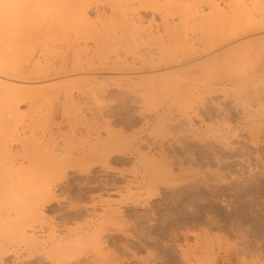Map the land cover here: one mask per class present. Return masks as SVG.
Segmentation results:
<instances>
[{"label": "rangeland", "instance_id": "374dc122", "mask_svg": "<svg viewBox=\"0 0 264 264\" xmlns=\"http://www.w3.org/2000/svg\"><path fill=\"white\" fill-rule=\"evenodd\" d=\"M164 1L159 0V2L156 5L157 7L156 6L154 8L152 7L154 10L153 9L150 10L151 8H146V7L145 8L141 7L140 9L138 8L139 10L137 9V11L134 12V17H133L136 24L139 26H142L140 28L144 32L143 33L144 37L150 36L149 38L151 41L148 39V42H150V44H152V45H149V46L153 47L150 49L148 46L149 43L146 44L147 40L144 41L145 40L144 39L142 41L145 43V45L149 49L145 45L144 46L142 45L144 43H139L137 45L138 46L142 45V46L140 48L138 47L139 49L137 48L136 54H144V55H146V57H148V55L152 54L153 55L152 57L153 58L155 57L153 59L154 61L152 64L148 61L147 64L142 65L141 64L142 62L140 61V59H138L139 58L138 56L135 55L133 57V55L131 56L132 53H128L127 56L125 54V56H126L125 59L123 58L124 56L122 55V59L124 60V61L122 60V62H125V61L126 62L120 66H117L118 68H116L115 66L112 65V62H113L112 59L113 58H112V56H110V59L107 60V66L106 67L105 66L104 67L103 66L102 67L94 66L96 64V63H94L91 66L92 67L91 69L94 72L91 69L84 67V69H82L83 71L78 70V71H76V73L73 71L71 73V71H70L71 69L69 67L70 70L67 69L68 72H64L65 69L61 70L59 72L53 70L54 73H52L50 71L51 73H49V74L44 73L43 76H42V74L41 75L40 74H33V75H37V76L40 75V77L39 76L35 77V76L31 75L32 73H30V71H29L30 69H29V70H26L27 75L24 72L23 74H20V76H18V74L15 75L14 78H12L11 76H13L16 73L12 74L9 72V74H10L9 77H11L12 79L18 78V79H15L17 81L12 80V82L15 83L14 86L16 87V89H17L18 85L19 86L21 84H22L21 86L24 85L25 89L27 88L26 86L28 85V88L35 87L36 91L39 90L40 95L39 94L36 95V93H34L35 95H33L32 93L34 91V88H32L33 90H30L31 93L30 92L29 93L31 95H29V97H26V95H24L25 97H23V95H20L19 98L15 97L17 102L21 101V102H18L17 106H15V104H14V107L16 108V112L14 111L15 109H13V111H10L9 109H7L8 111L7 110H2V111L0 110V112H1L0 113V132L6 133V130L7 129L9 130V128H12L11 127L12 125H13V127L16 125L17 127L16 126L14 127V129H16L15 134L20 136V138H19V136L15 137V139L17 141L13 138V140H15V141L10 142L11 139L6 138L5 139L6 142L5 141H4V143H2L3 141L1 142L2 147L4 148V146H6L7 150L5 148L4 149L0 148V156L2 154H4V150L9 152V154L7 156L8 158L6 159L7 161L4 159L5 162L3 161V163L8 164L7 166L14 165L15 167H17L20 164L23 166L25 165L27 167L29 165V164L26 165L27 162H30L29 159L31 160V156L28 153L32 152V150H34L33 149L34 147H35V150L37 148V145H35V142L30 143V142L34 141V136H35V141H37V143L39 142V144L42 141L45 142V144L48 142L47 143V146H48L50 143L53 142L52 143L53 145L50 144L49 148L51 147L50 149L53 150L55 152V154L60 155V156L58 155L60 158L58 156L57 157L61 161L60 162L61 164H58V165H60V167L62 166V169H61L62 171H60V175L58 177H55V179H53V181H52V187H53V191L51 193L52 195L48 196L49 198L47 196L44 197L40 203L41 204L40 210L42 213L41 215H43L42 216L43 221L41 223H39V225L37 224L36 230L39 232V235L42 236L41 238H43L44 241H46V245L44 244V246L45 247L48 246V243H47V239H48L47 237L48 236L47 235L50 234L52 231L56 237H58V236L64 237L67 234L73 235L74 233L81 231L83 229L92 228L98 220L96 218H99L101 216L102 212H105V211L107 212L109 207H110L109 208L110 210L115 209V211H117V215H118L117 219L118 220L116 219V221H117L116 224L114 223V224L107 225L105 227L104 233L102 234L103 238H101V244H102L101 246L103 249L102 250L103 253L100 256V258L95 256L91 247H89L87 245H83L81 248H79L77 250L76 255H74V257H71V259H69V260L67 259L68 261L66 260V261H63L64 263L61 262L59 264H78V263L79 264H94V263L95 264H149V263L150 264H163V263L164 264H174V263L175 264H185V263L187 264V262H185V263L183 262L184 261L183 259L186 256L184 253L187 252V255H188V253L191 254L192 249L195 246H197V244H198V242H197L198 239L203 235V232H202L203 227H201L203 225V223H200V222H202L201 217L204 213V207L201 203L202 198H201V194L198 191V189L197 188L194 189L195 192L192 191V193L193 192L194 193L190 196L185 192L184 189H180V191L178 192L177 190L179 188H177V189H175L173 187L167 188L166 186H163V185L161 186V184H159L156 187V189L153 190L155 193L153 191L151 192V194H153V195L155 194L154 196L150 195V194L147 195L146 194L147 192L144 189L147 181L143 182L147 178H146V175L144 174L145 173L144 169L142 172L143 166H142V164H140L141 160L138 159L139 155L136 151L140 150L139 152H141L143 154L146 153L150 156L153 155L157 159H158V157H160V158L163 157L164 161H167V163L171 164V167L173 169L172 170L173 173L175 175H178L179 180H181V181H184L187 178L186 175L188 172L183 173V171H188L189 169H194V171L198 170V172H202L206 169V163L204 164V159H203V157H201L203 155V153L205 152V150H203V147L199 144L198 140H196V141L188 140V139H191V137H190V134L188 132L187 119L183 115L184 113H182L181 110L179 109V108H183L186 106V103L184 102L185 99L187 100V96H184V90L186 89V87L187 86L189 87L191 84L192 85L197 84L196 82H194V84L191 83L190 85H188L190 82H187V80H189L190 76L185 75L186 77L182 78L184 76L183 73L185 74L186 70L190 69L189 68L190 64H192L195 67L194 62L196 63V66H204V67L205 66L206 67L212 66V64L214 62H216L217 64L221 63V61L224 60L226 56L227 57L229 56L228 52L230 54V50H231L232 55L230 54L231 57L230 56L228 57L231 59V60L229 59L230 60L229 65L232 64V66L233 65L239 66V64H237V63H240V65L247 67V65H244L245 61H246V64H248V63L251 65L254 64L253 68L254 67L258 68V66H259V68H261L259 64H262L261 66H264V60L260 59V57L264 56V50H262V49H264V41H262V42L259 41L262 44H260L258 42V40H264V28H262V27H264V23H262L264 21L259 22V24H257V26L259 25V27H257V28H256V23H255V25H253L257 31L255 29H253V26L250 24L251 21L247 22V23L245 22L246 21L245 18H247V17L248 18L254 17V19L256 18L255 19L256 21L254 20V22L261 21L262 19H264V18H262V17H264V1L254 0L255 4L253 1V3L251 5L252 6L255 5V7H252L251 5L249 6L251 0H237L238 3L239 2L241 3V7H240L239 6L240 3H239V5H238V3H237V5H235L236 4L235 2L228 0V2H227L228 4H230L232 2V4H230L232 6L231 10L228 9V11H227V13L231 12V13H229V16L231 18V22H229L230 19H228V16L227 17L224 16L226 14L223 15L220 13L221 16H219L220 14L217 13V15H216L215 12H213L214 14L212 12L208 13L209 12L208 11V5L209 4L208 3L204 4L207 0L206 1L205 0L204 1L203 0H196V1L194 0L196 2V3L195 2L194 3L199 6V7L198 6L197 7L200 8V10H202L201 14L197 18L193 15H188L187 18H184L185 16H182L184 14L180 13V10H181V12H183L182 9H178L181 7H177L174 5V4H176V5L181 4V3H183L184 0L182 2H180V0L176 1L178 4L175 3V1H174V3H165V5L166 4L167 5L173 4V6L171 5V7L169 5L168 8L165 5L164 6L166 8H164V6H162L164 4L162 2H164ZM224 1L226 2V0H224ZM257 1H259V3ZM103 2H102L103 6H105V7L100 6L99 7V13L100 14L103 13V14H105L106 17H109L108 14L110 15V13H109L110 12V10H109L110 5H108L106 3V1H103ZM187 2H188V0H187ZM189 2L190 3H187L188 6L190 5L189 7L195 6V4H193V1L189 0ZM245 3H246V5H245ZM192 4H193V6H192ZM205 5H206V7H205ZM242 5L245 6L246 8L243 7ZM158 6H161V8H163L162 11H161V9H159L160 7H158ZM174 6H175V8H174ZM134 7H136V5ZM242 7L245 9L249 8L250 10H253V9L254 10L250 11L249 9H247L246 12L243 13L242 11L244 9ZM223 9H224V13H225V11L227 9H225V8H223ZM234 9L239 10L240 13L237 14V16H240L241 22H240V18H239V21L237 23V20H236L237 17L234 16V14L237 13L238 10L234 13L232 11ZM163 10H165L164 13H163ZM220 11H222V10H219L217 12H220ZM248 11H249V14H251V16H249ZM95 12H97L95 8L94 9L91 8V10L89 11V15L93 19L95 17V14H97ZM206 12L208 13V15ZM241 14H243L244 16L245 15L247 16V17H244V19H243V20H245L244 22H242L243 17ZM222 15H223V17H222ZM214 16H216L217 18H215ZM180 17H182V18L179 19ZM200 17H201V19H200ZM211 17H213L212 20L210 19ZM219 18H220V21H219ZM225 18L228 21L224 20ZM234 18L236 21L234 20ZM257 18H259V19H257ZM107 20H108V18L105 21L107 22ZM164 20H166V21L164 22ZM208 20L209 21L211 20L212 23H211V21L208 22ZM179 21L182 23V25L180 24ZM225 21H226V23H225ZM248 21H249V19H248ZM177 22L181 25L180 27L178 26L179 24ZM235 22L237 23V25H239V27L238 26L235 27L236 26ZM165 23L168 24L170 28H173V29L168 28V31L171 30L173 34H174L175 29L177 31V27H179L178 30H180V28L181 29L183 28L182 30H184V27H185L184 25H187L185 28V31L187 30L186 31L187 38H189L191 40L192 39L197 40L195 42H193L194 40L192 41V43H194L193 48H196V49L198 48L200 50L194 49V52L196 51L195 53H197V52H199V53L201 52V53L200 54L190 53L191 55H193V56H191L186 50H185L186 51L185 52V51H183L184 49L183 50H181L182 48L179 49V47H178L179 45L177 43L178 40H177L176 45H178L177 46L178 50H181L180 52L182 54L179 53V51L175 47V43H173V42H175V41H173L174 38L171 39L172 36L170 37V35H169V34H171L170 33L171 31L169 32V34H168L167 30L165 31V29L168 27V25H167V27L165 26ZM176 23L178 25H176ZM213 23H215L216 26ZM224 23H225V25H224ZM174 24L177 26L175 29H174ZM228 24H230V25H228ZM233 24H234V26H233ZM247 24H249L247 26L248 28L244 26ZM226 25H228V26H226ZM232 26H233V28H236V29L238 28L237 32H235V30L232 28ZM260 26L262 29H259ZM143 27L146 29H144ZM33 28H34V32H35L36 29H35V27H33ZM36 28H37V26H36ZM229 29H232L235 34H231L232 31ZM249 30L252 32H249ZM119 32H120L119 30H117L115 32L118 35V37L116 35H115V37H113L114 32L111 31L112 34L109 33L110 34L109 37L111 38V40L113 38H114L113 40H115L117 37L116 41L121 39L122 42H120V40L117 42L115 41V42L119 43V44H123V45L119 46V47H121V48H119V50L122 52V51H125V48L127 46V44H125V43L127 41L125 42L126 38L122 39L121 36H119L121 34ZM221 32L223 35L217 37L218 35L221 34ZM159 33H161V34H159ZM214 33H215V35H214ZM236 33H238V35ZM35 34L37 35V37L41 36L38 31L35 32ZM147 34H148V36H147ZM152 34L154 35V37H152L153 36ZM166 34H168V35H166ZM173 34H171V35H173ZM252 35H253V37H252ZM157 36H158V38H157ZM250 36L252 37V39L250 38ZM258 36H260V37H258ZM166 37L168 38V40H165ZM230 37H232V39ZM159 38H164V40H165L164 42L166 43V45H165V43L163 45L167 46L168 50L170 48L171 54L169 53L170 55H168V56H173V59L174 60L176 59L175 62H173L174 60L173 61L168 60L169 62L167 60H165L164 62L158 63V62H160V60H159L160 57H159V59H157V55L155 53L157 50H155V49L157 46L156 44L159 41ZM216 38H219V39H216ZM198 39H200V40H198ZM254 39H256V41ZM242 40H244V41L242 42ZM38 42L41 43L40 40H38L36 43H38ZM249 42H250V45L248 46ZM252 42L253 43L256 42V44L254 43L252 46L251 45ZM257 42L259 43L260 46L258 45ZM22 44H23V46H26L24 42H22L21 45ZM0 45H1V42H0ZM10 45H12L11 46L12 48L14 47V44H10ZM16 45H15V48H13V49L10 47V50L12 49L11 50L12 53L15 52L14 49H16ZM212 45H213V47H212ZM123 46H124V48H123ZM165 46H163V47H165ZM228 46H229V49H228ZM250 46H252L253 48H256V49L253 50V48ZM86 47H85L86 49L83 50L84 52H82V54H81L82 57H84L83 59H85L87 57V55L91 56L92 53L94 52L93 42L89 41L88 45ZM234 47H237V49L239 50L238 52H235V53H239V54L232 53V51H236V49ZM257 47H258V49H257ZM225 48H226V50H225ZM242 48H243V50H241ZM174 49H175V51H174ZM153 50H155V51H153ZM245 51H246V53H245ZM57 53H59V52H57ZM57 53H55V55L52 56L53 58L51 57V59H53L52 60L53 62L51 61L52 63L50 62V64L55 65L58 62H60V64L63 62L62 59L64 58L65 55H63V58H62L61 53H59V54H57ZM218 53H219V55H218ZM240 53H242V54H240ZM13 54H17V51H16V53H13ZM162 54L164 56L163 59H167V58H165V57H167V55L165 56L164 52ZM234 54H235V56H234ZM252 54H254V57ZM261 54H262V56H260ZM34 55L42 58V56L45 54L41 53L40 50H38L36 53H34ZM144 55H143V58H145ZM236 55H237V57L239 55L238 60H240V58L243 57L244 63H242V60H240L238 62ZM250 55H252V56H250ZM16 57H17V55H16ZM17 58L19 59V57H17ZM251 58L256 59L255 61L257 62V66H255V61H253L254 63H252V61L247 60V59H251ZM16 59L13 60L14 65L18 64L20 67L21 66L30 67V65H31V63H29V62L28 63H26L25 61L20 62L22 60L21 58L19 60H16ZM157 60H159V61L157 62ZM229 60H227V58H226L225 61H222V62L228 63ZM234 60L237 62L235 63ZM247 61H249V62H247ZM24 62L26 64H24ZM64 62H65V58H64ZM139 62L141 64V66H139ZM204 63L205 64L207 63V64L203 65ZM216 63H214V64H216ZM223 63H221V65ZM226 63L224 65H226ZM127 64L130 65V68ZM58 65H59V63L55 65L56 70H57V68H59ZM124 65H126V66H124ZM142 66H143V68L141 69ZM193 66H190V67H193ZM218 66H219V64H218ZM93 67H95V68H93ZM113 67H114V69H113ZM102 68H103V70H102ZM120 68L123 69L122 70L123 73H122ZM136 69H138L139 71ZM140 69H141V71H140ZM161 71H164L162 75H166L165 73H167V75H168V73L172 74V72H173V74L174 73L177 74V76L174 74L175 78L178 77V79L181 81H179L180 83H178L177 78L176 79L173 78V80L175 79L176 82L178 83V84L177 83H174V84L181 85L178 88L182 87L183 90L177 89L176 91L174 90L173 93L169 94V91L165 86L163 88V90H164V93L167 95L166 98H165L164 94L162 96L157 95V97H155L156 96L155 95L154 96L155 101H153V99H150L152 96H145L144 94H143L144 95L143 96L141 93L140 94L134 93V92H137L138 89L136 87H138L139 85H135V86L132 85L131 88L129 85H127V86H129L128 88L125 87L122 89H118L116 87H113V85H111L112 81L109 80L110 77L111 78L121 77L119 79H122L121 81L126 83L128 75H130V78H133V79L134 78H140V77L141 78L146 77L147 74H148L147 77H151L150 75H156L158 72H159L158 74L160 75L162 73ZM4 72L7 75L8 72L6 70ZM4 72L2 71L0 73H4ZM198 73L199 72H197V74ZM194 74H191V75H194ZM197 74H195V75L199 76V78H200L201 77L200 73L198 75ZM123 75H125V77ZM174 76H172V77H174ZM4 77H6L8 79H6ZM4 77H3V79H2V77L0 79L4 80V81L6 80L8 82L10 81L8 75L7 76L4 75ZM101 77H102V79L104 77L103 85L106 86L108 84L107 85L108 87L104 88L105 92L102 95L95 91L96 85L93 84L95 82L101 81L102 80ZM193 77H192V79H193ZM37 78H38V80H35ZM39 78H41V79H39ZM63 78H65V79H63ZM68 78L70 80H75V81L76 80L78 81V79H79L80 80L79 82L83 83V85H81L79 91H77L76 88L73 90V92H74L73 97L75 98V101H78L77 104L75 102L70 103L69 100L66 101V99H64L63 96H60L61 94L60 95L53 94L55 92V90L52 88L53 85H58V84H60V82L62 83V82L69 81ZM123 78H124V80H123ZM185 78L186 79L188 78V79L186 80ZM195 78H197V77H195ZM21 79L25 80V82L22 81ZM30 79H32V80H30ZM128 79H129V76H128ZM155 79H153V80H155ZM168 79H170V78H168ZM184 79L186 81H184ZM262 79H264V78H262ZM63 80H65V81H63ZM171 80H172V78H171ZM195 80H197V79H195ZM47 81L48 82L50 81V82L48 83ZM93 81H95V82H93ZM103 81H101V82H103ZM155 81H158V79H156ZM168 81H166V82H168ZM56 82H57V84H56ZM172 83H170V84H172ZM157 84H159V83L157 82ZM9 85H11V84H9ZM44 85H46V86H44ZM168 85H167V87H168ZM192 85L190 86L191 88H192ZM21 86H20V88H21ZM49 87H51V88H49ZM44 88H46L47 92L45 90H43ZM47 88H49V89H47ZM21 89H24V88H21ZM51 89H52V91H51ZM182 91H183V93H182ZM56 92H58V89ZM178 92H179V94H178ZM49 93H51L53 95V97ZM44 95H47V96H44ZM3 96H4V99H7L9 97L11 98V94H9V93H8V95H3ZM93 96H95V97H93ZM159 96H160V98H159ZM182 96H184V97H182ZM161 97H164V99L162 101H160ZM36 98L39 100H37ZM156 98H157V100H156ZM49 99H50V101H47L48 103L46 104V100H49ZM42 101H43V103H42ZM156 101H157V103H159L158 105H157ZM13 102H15V101H13ZM17 102H15V103H17ZM39 102H40V104H39ZM197 102H199V101L196 99V103ZM184 103H185V105H184ZM153 104H155L156 107L153 106ZM71 105H73V106H71ZM4 111H6L7 113H5ZM33 111H34V113H33ZM9 112H10V114H9ZM17 112H19V114H21V115H18ZM180 112H181V114H180ZM80 116L83 119H80ZM159 118H160V120H163V121H159V123H157L156 125L158 126L160 124V122H162V124H160V126L164 127L166 130V132H162V136L160 135L161 134L160 131H163V129L161 130L162 127H160V128L158 127L160 129V131L159 132L157 131L158 133L156 132V134H154V130H155L154 127H156L154 123H156ZM5 119H6V121H5ZM7 120H8V124H9L8 126L5 124V122H7ZM163 124H165V125H163ZM153 125H154V127H153ZM193 126L195 127V128L194 127L193 128L195 130H197V126H199V121H194ZM158 128H156V129L159 130ZM150 130H151V132H150ZM179 131H180V133H179ZM96 132H99L98 134H99V137L101 138V140L103 141V142L101 141L103 144H104V142H106L108 140V137H110V136L115 138V139L118 137H119V139L121 137H123L122 139H125V138L128 139L127 137H130L131 135L135 136V137L133 138L134 140L131 139L132 140L131 141L132 146H129V148L128 147H125V148L116 147V149L114 151V148H115L114 146H112L114 148L110 147L108 149H106V147L101 149V147H99L98 145H97V147H95L97 143H95L93 146ZM108 132H110V133H108ZM1 133H0V137L4 138L5 134L4 135L2 134L3 136H1ZM22 133H23V135H22ZM163 133H165L166 136ZM169 133H172V134L169 135ZM109 134H110V136H109ZM24 136H26V137H24ZM114 136H118V137H114ZM25 138H26V140H25ZM113 138H110V139L112 140ZM173 139H175V140H173ZM22 140L24 143L22 142ZM27 140L28 141L30 140V142H28ZM89 140H90V142H89ZM26 141H27V144H26ZM22 143L24 145H28V144L30 145L31 144V146H29V147L25 146L26 147L25 148ZM42 143H41V145L45 148L46 145L44 146ZM64 143H66L68 145L70 144V146H68ZM90 143H91V145H89ZM98 144L100 145V143H98ZM92 146H93V149H92ZM38 147H40V146H38ZM43 147H42V149H37L36 153L34 155L36 156V154L37 155L39 154L38 150L43 151L44 150ZM89 147L91 148V150L89 149ZM86 148H87V150H86ZM95 148H96V151L94 152ZM120 148H122L121 151L118 150ZM127 148H128V151H127ZM109 149H111L110 153L108 152ZM22 150H24V153L26 152L27 155L26 154L24 155ZM246 150H248V148ZM1 151H2V153H1ZM104 151H105V153H104ZM201 151H202V153H201ZM17 152H18V154H15ZM34 152L35 151H33V153ZM162 152H163V154H162ZM165 153L167 155H164ZM186 153H187V156H186ZM191 153H192V155L196 161V162L194 161V163H192V164L189 161V160H191L190 159L191 157H189L191 155ZM160 154H161V156H160ZM28 155L30 158L27 157ZM95 155H97V156L95 157ZM66 156H68L67 159H66ZM72 156H74V157L72 158ZM166 157H167V159H166ZM4 158H6V157H4ZM201 158H202V160H201ZM209 159H210V157H209ZM0 160H1V158H0ZM64 160H66V161H64ZM79 160H81V161H79ZM89 160H91V161H89ZM85 164H87L88 166L86 167ZM83 166H85V167L83 168ZM79 167H80V169L81 168H83V169L80 170ZM214 167H215L214 164L211 163L210 169H214ZM181 174H183V175H181ZM143 175H144V177H143ZM5 177H6V175H5ZM127 184H130L129 186H131V189H134L131 191L132 194H129V193L126 194L125 193V186ZM140 188H141V190H140ZM143 189H144L145 193H144ZM171 189H175L176 191H172ZM181 190H183V192ZM122 193H125V194H122ZM146 196H148L149 199ZM105 198L106 199L110 198L109 200L112 199L113 202H112V200H111V202H108V200H105ZM95 200L97 203H95ZM106 202L108 205L105 204ZM143 202L145 204L142 205ZM102 206H104V207H102ZM148 206H150V207H148ZM222 213H221V216H223L225 214L224 211H222ZM120 214H121V216H120ZM146 214H148V215H146ZM151 216H153V217H151ZM171 216H172V218H171ZM221 216H220V219H221ZM232 217H234V216H232ZM223 218L224 217H222V221L220 220V222L216 223L217 225L212 224L210 226L211 228L210 227L207 228L205 225H203L204 226L203 230L204 229L208 230V233H209L210 252H211L212 256L215 254V256L213 257V263L212 264H264V239L258 240L257 238L252 237L253 236L252 234H254L256 230L245 225V226L241 227L242 230L240 229V230H238V232L233 231L232 227L230 226V223L227 224L226 222H223L224 221ZM154 219H156V220H154ZM151 220H153V221H151ZM152 222L154 225L152 224ZM155 222H156V225H155ZM117 223H119V224L117 225ZM119 226L122 228H119ZM160 230H161V232H160ZM242 231L247 233L248 237H246V238L241 237L240 233H243ZM212 233H213V235H212ZM228 233H230V234H228ZM159 234L162 237H160ZM214 234H215V237H214ZM217 235H218V237L220 235L221 238L222 237L223 238L220 239V237L218 238ZM237 236H239V237H237ZM1 237H3V236L0 235V245H2V244L4 245V246L2 245V247L5 250V254L0 255V264H53V263L58 264L57 262L50 260L49 257L47 258L46 255H44V253L40 252L39 249L37 250V248H34V249L29 248L24 243L19 242L18 240H16V242H14L15 239L13 240V238H10V236H8L10 239L7 237L9 240L6 239V237H4L5 239H3ZM8 241H10L11 243ZM12 243H14L15 245ZM10 248H11V250H10ZM29 250H31V251L29 252ZM32 251H33V253H32ZM38 252L41 254V256L39 255ZM30 254H32V255L34 254V255L31 258H27L28 255H30ZM190 263L193 264L192 262H190Z\"/></svg>", "mask_w": 264, "mask_h": 264}, {"label": "bare ground", "instance_id": "6f19581e", "mask_svg": "<svg viewBox=\"0 0 264 264\" xmlns=\"http://www.w3.org/2000/svg\"><path fill=\"white\" fill-rule=\"evenodd\" d=\"M103 1H106V3L108 5H110L109 6L110 15L108 14L109 17H106L105 14H103V13L102 14L99 13V7L103 6V3H104ZM174 1H175V3H177L176 1H178V0H165L164 2H162L164 4L163 5L161 4V5L164 6L165 3H174ZM182 1L183 0H180V2H182ZM191 1H193V4L196 3L195 2L196 0L195 1L191 0ZM207 1L204 4H207V3L209 4L208 5V11H209L208 13L215 12L216 15H217V13L218 14L221 13L223 15L226 14L224 16L225 17L228 16V19H230L229 22H231V18L229 16V13H231V12L227 13V11H228V9L231 10L232 6L230 4H232V2L231 3L229 2L230 4H228L227 3L228 0H226V2L224 0H207ZM230 1L235 2L236 3L235 5H237V3H238L237 0H230ZM253 1L254 0L250 1L249 6L253 3ZM262 1H264V0H262ZM158 2H159V0H0V42H1V45H0V72H2V71L4 72L6 70L8 72V73L6 72L8 77L10 75L9 72L12 74L16 73L13 76H11L12 78H14V76L17 74H18V76H20V74H23L24 72L26 74V70L30 69L29 71H30V73H32L31 75H33V74H40L41 75L42 74V76H43L44 73H48V74L51 72L54 73L53 70L59 72V71L65 69L66 71L64 70V72H68L67 69H69V67H70L71 70L70 69L69 70L71 71V73H72V71L76 73V71L82 70V69H84V67L91 69L92 68L91 66L94 63L97 64V65L95 64L94 66H98V67H102V66L104 67L105 66L106 67L107 66V60L110 59V56H112V58H113L112 59V61H113L112 65L115 66L116 68H118L117 66H120L126 62V61L122 62V60H123L122 55L124 56L123 58L125 59L128 53H132L131 56L133 55V57L135 55L138 56L139 57L138 59H140V61L142 62L141 63L142 65L147 64L148 61L152 64L154 61L153 59L155 57L153 58L152 57L153 55L151 53H150L151 55H148V57H146V55H144V54H136L137 48L138 47L140 48L142 45L143 46L145 45V43L142 40H144V39H145L144 41L147 40L146 44L149 43L148 46L152 45V44H150V42H148V39L150 40V38H149L150 36L144 37V35H143L144 32L140 28L142 26L137 25L136 22L134 21L133 17H134V12L137 11L138 8L140 9L141 7H144V8L146 7V8H151L150 10H152L157 5ZM257 2L259 3V1H257ZM187 3H190L189 0H188V2H187V0L186 1L184 0L183 3H181V4L177 3L179 6L176 4H174V5L177 7H181L178 9H182L183 12H181V10H180V13L184 14V15H182V16H185L184 18H187L188 15H193L197 18L201 14L202 10H200V8H198L199 6L196 4H195V6H193V4H192L193 7H189L190 5L188 6ZM239 3H238V5H239ZM254 4H255V1H254ZM135 5H136V7H134ZM169 5H170V7H171V5L173 6V4H168V5L166 4L165 6L168 8ZM245 5H246V3H245ZM165 6H164V8H166ZM175 6H174V8H175ZM239 6L241 7V3ZM103 7H105V6H103ZM158 7H160L159 9H161V11H162L163 8H161V6H158ZM205 7H206V5H205ZM243 7H245V6H243ZM252 7H255V5ZM91 8H93V9L95 8L97 11V12H95L97 14H95L94 19L89 15V11L91 10ZM223 8L227 9L225 11V13H224ZM245 8H243L245 11L241 10L243 13H245L246 10L249 9V8H247V9H245ZM238 9H236V10L234 9L232 11L235 13ZM219 10H222L223 12L222 11L217 12ZM239 10L237 13L234 14V16L237 17V19H236L237 23H238L239 18H240V16H237V14L240 13ZM253 10H250V11H253ZM164 11L165 10H163V13H164ZM208 13H207V15H208ZM221 14L219 16H221ZM248 14H249V11H248ZM223 15H222V17H223ZM241 15L243 17L242 20L244 19V17H247L246 15L245 16L243 14H241ZM249 16H251V14H249ZM214 17L217 18L216 16H214ZM107 18H108V20L106 22L105 20ZM181 18L182 17H180L179 19H181ZM212 18L213 17H211L210 19L212 20ZM262 18H264V17H262ZM200 19H201V17H200ZM248 19H249V21H248ZM255 19H254V17H251V18L247 17V18H245L246 21L243 20L242 22L245 21L247 23V22L251 21L250 24L253 26L256 23V28H257V27H259V25L257 26V24H259V22L264 21V19H262L261 21L254 22ZM257 19H259V18H257ZM224 20H227V19L225 18ZM234 20H235V18H234ZM165 21L166 20H164V22ZM210 21L208 20V22H210ZM219 21H220V18H219ZM240 22H241V18H240ZM177 23H176V25L179 24V23L178 24ZM211 23H212V21H211ZM225 23H226V21H225ZM225 23H224V25H225ZM237 23L235 22V24H236L235 27H237V26L239 27V25H237ZM262 23H264V22H262ZM180 24L182 25L181 22H180ZM180 24L178 25L179 27L181 26ZM213 24L215 25V23H213ZM167 25L168 24L165 23L166 27H167ZM176 25L174 24V29L177 27ZM228 25H230V24H228ZM228 25H226V26H228ZM248 25L249 24L244 25V26L247 27ZM36 26H37V28H36ZM184 26H185L184 30H182L183 28L182 29L180 28V30H178L179 27H177V31L175 29L174 34L172 33L171 30L168 31V28L173 29V28H170L169 25L165 29V31L167 30L168 34L171 31L170 33L173 34V35H171V34H169V35H170V37L172 36L171 39L174 38L173 41H175V42H173V43H175V47L177 48V50L179 47V49L182 48L181 50L184 49L183 51L186 50L189 54L190 53L193 54L196 52V51L194 52V49H196V48H193L194 43H192V41L194 39L191 40V39L187 38V33H186L187 30L185 31V28L187 25H184ZM233 26H234V24H233ZM233 26H232V28H233ZM33 27H35V29L39 32V34L41 36L37 37V35L35 34V32H37V31L35 30V32H34ZM262 28H264V27H262ZM262 28L260 26L259 29H262ZM144 29H146V28H144ZM233 29L235 30V32H237L238 28L237 29L233 28ZM253 29H255L254 26H253ZM117 30H119L120 31L119 33H121L119 36H121L122 39L126 38L125 42L127 41L125 43V44H127L125 51H122V52L119 50V48H121L119 46L123 45V44L116 43L119 40H120V42H122L121 39L116 41L118 35L115 32ZM229 30L232 31L231 34H235L232 29H229ZM111 31L114 32L113 37H115V35L117 36L115 40H113L114 38L112 36H111L113 38L112 40L109 37V35L112 34ZM249 32H252V31L249 30ZM238 33H236V34L238 35ZM159 34H161V33H159ZM168 34H166V35H168ZM214 35H215V33H214ZM221 35H223L222 32L217 37H219ZM147 36H148V34H147ZM152 37H154V35ZM167 37L165 40H168ZM252 37H253V35H252ZM252 37L250 36L251 39H252ZM258 37H260V36H258ZM157 38H158V36H157ZM230 38L232 39V37H230ZM216 39H219V38H216ZM38 40H40L41 43H39V42L36 43ZM165 40H164V38H159V41L157 40L158 42L156 44L157 46L155 49L157 51L155 53L157 55V59H159V57H160V59H159L160 62H158L159 60H157L158 63L164 62L165 60H167V61L168 60L169 61L174 60L173 56H168L171 53H170V48L168 50V47L165 46L166 45V43L164 42ZM177 40H178L177 43L179 46L176 45ZM198 40H200V39H198ZM244 40H242V42ZM254 40L256 41V39H254ZM89 41L93 42L94 52L92 53L91 56L87 55V57L85 59H83L84 57H82L81 54H82V52H84L83 50L87 48L86 46L88 45ZM195 41H197V40H194L193 42H195ZM259 41L262 42L264 40H258V42ZM22 42H24L26 46H23V44L21 45ZM139 43H144V44H142L141 46H138L137 44H139ZM164 43H165V45H163ZM254 43L256 44V42H254ZM254 43L252 42L251 45L253 46ZM259 43H258V45H259ZM10 44H14L13 48H15V45L17 44L16 49H14L15 52H13V53H16V51H17V54L12 53L11 50L13 48L11 47L12 45H10ZM260 44H262V43H260ZM249 45H250V42H249L248 46ZM163 46H165V47H163ZM229 46H228V49H229ZM252 46H250V47H252ZM10 47L12 48L11 50H10ZM212 47H213V45H212ZM123 48H124V46H123ZM149 48L151 49L153 47L149 46ZM226 48H225V50H226ZM234 48L236 49V51H232V53L239 51L237 49V47H234ZM254 49H256V48H253V50ZM257 49H258V47H257ZM38 50H40L41 53L45 54L42 56V58L34 55V53H36ZM155 50H153V51H155ZM181 50H178L179 53H181L180 52ZM198 50H200V49H198ZM241 50H243V48ZM262 50H264V49H262ZM174 51H175V49H174ZM57 52L61 53L62 58H63V55H65L64 56L65 62H64V58L62 59L63 62L61 64H60V62L57 61L59 63V65H58L59 68H57V70H56L55 65L58 63H56L54 65V64H50V62L53 60V59H51V57L53 55H55V53H57ZM163 52H164L165 56L167 55V57H165L167 59H163L164 58V56L162 54ZM59 53H57V54H59ZM197 53L200 54L201 52L200 53L197 52ZM197 53H195V54H197ZM219 53H218V55H219ZM242 53H240V54H242ZM245 53H246V51H245ZM125 54H126V56H125ZM230 54H231V50H230ZM230 54L228 52V55L231 57L232 54L231 55ZM235 54H239V53H235ZM235 54H234V56H235ZM16 55H17V57H19V59L20 58L22 59L20 62L25 61L26 63H28V62L31 63L30 67H28V66H25V67L21 66L20 67L18 64L14 65L13 60H15L17 58ZM143 55L145 56V58H143ZM252 55L254 57V54H252ZM252 55H250V56H252ZM191 56H193V55H191ZM260 56H262V54ZM228 57L226 56L225 59L227 58V60H229L230 58H228ZM236 57H237V55H236ZM238 58H239V55L237 57V61L239 62L240 60H242V63H244L243 57L240 58V60H238ZM19 59L17 58L16 60H19ZM225 59L222 61H225ZM260 59L264 60V56L260 57ZM230 60L228 61V63L225 62L226 65H224L225 63H223L220 60L221 63H223L222 65H221V63H218L219 64V66H218V64L216 62H214L216 64L213 63L212 66H209V67L205 66L206 68L204 66H196V63L194 62L195 67L192 64H190L189 65L190 69L186 70L185 74L183 73V75H184L183 77L181 76L182 78L186 77L185 75L190 76V78H191V79L189 78L190 81L187 80L188 78L187 79L185 78L187 80V82H190L188 85H190L191 83L194 84V82L197 83L196 85L191 84L192 88L190 87L191 85L189 87L187 86L188 88L185 86L186 89L184 90V96H187V100L185 99L184 102L186 103V106L183 108H179V109L181 110L182 113H184L183 115L187 119L188 132H189L190 137H191V139H188V140H192V141L198 140L199 144L203 147V150H205V152L201 156L204 159V164L206 163V169L204 171L198 172V170L194 171V169H189L188 171H183V173H185V172L186 173L188 172V173L186 175L187 178L185 177L186 179L184 178L185 180L181 181V180H179L178 175H175L173 173V171H172L173 169L171 167V164L167 163V161H164L163 157L162 158L158 157V159H157L153 155L150 156L146 153L143 154V153L139 152L140 150H137L136 152L139 155L138 159L141 160L140 164H142V166H143L142 172L144 169V172H145L144 174L146 175V178H147V179L145 178L146 180L144 179L145 181H143V182L147 181L146 185L144 187V189L147 192L146 193L147 195L148 194L153 195V194H151V192L154 189H156V187L159 184H161V186L162 185L166 186L167 188L168 187H170V188L173 187L175 189L179 188L177 190L178 192L180 191V189H184L185 192L190 196L195 192L194 189L197 188L198 191L200 192L201 198H202L201 199L202 202L201 201L200 202L202 203V205L204 207V213L201 217L202 222H200V223H203V225H205L208 228L212 224L217 225L216 223L220 222V220L222 221V217H224L223 222H226L227 224L230 223V226L232 227L233 231L238 232V230H240V229L242 230V228H241L242 226L247 225V226L256 230L255 233L252 234L253 235L252 237L257 238L258 240L259 239L262 240V239H264V79H262V78H264V66H261L262 64H259L261 68H259V66H258V68L257 67L253 68L254 64H252V65L249 63L246 64V61H245L244 65H247V67L240 65V63H237V64H239V66H235V65L232 66L231 63H230L231 65H229ZM247 60L252 61V63H254L253 61H255L256 59L251 58V59H247ZM175 61H176V59L173 62H175ZM237 61H235V63ZM249 61H247V62H249ZM25 62H24V64H26ZM141 64L139 62V66H141ZM206 64L204 63L203 65H206ZM124 66H126V65H124ZM128 66L130 68V65H128ZM190 66H193V67H190ZM255 66H257L256 61H255ZM93 68H95V67H93ZM142 68H143V66L141 67V69ZM113 69H114V67H113ZM141 69H140V71H141ZM102 70H103V68H102ZM122 70L123 69H121V71ZM136 70H138V69H136ZM161 72L162 73L160 75L158 74L159 73L158 72L156 75H150L151 77H147L148 76V74H147V76H146L147 78L146 77H142V78L140 77V78H134L133 79V78H130V75H128L129 79L127 76L126 83L122 82L121 81L122 79H119L121 77H119V78L118 77H116V78L110 77L109 80L112 81L111 85H113V87H116L118 89H122L125 87L128 88L129 86L131 88L132 85L133 86L139 85L138 86L139 88L136 87L138 89L137 92H134V93H136V94L141 93L142 95L144 94L145 96H152L150 99H153V101H155V98H154L155 95H156L155 97H157V95L162 96L164 94V96L166 98L167 95L164 93V90H163V88L165 86L168 89L169 94L173 93L174 90L176 91L177 89H182V87L178 88L181 85H177V84L180 83L179 81H181V80H179L178 77H176L178 83L176 82V80H175L176 78L174 76L175 73L174 74H173V72H172V74L168 73V75H167V73H165L166 75H162L164 71H161ZM197 72L200 73L201 79L199 78V76L195 75V74H197ZM122 73H123V71H122ZM191 74H194V75H191ZM4 75L7 76L5 74V72L0 73V76L2 77V79H3ZM40 75H38V76L40 77ZM175 75L177 76V74H175ZM33 76L36 77L37 75H33ZM123 76L125 77V75H123ZM172 76H174V77H172ZM11 77H9V79H10L9 82L6 80L4 81V80L0 79V110L1 111L7 110V109H9L10 111H13V109H15L14 111L16 112V108L14 107V104H15V106H17L18 102H21V101L17 102L16 98H19L20 95H23V97H25L24 95H26V97H29V95H31L30 90H33L32 88H34V91L32 93L33 95H35L34 93H36V95H38L40 92L39 90L36 91L35 87L28 88V85L26 86L27 88L25 89L24 85H23L24 87L21 86L22 84L20 86H21V88H24V89H21L19 85H18L19 87L17 86V89H16V87L14 86L15 83L12 82V80H15L18 78L12 79ZM192 77L194 80L192 79ZM195 77H197V78H195ZM4 78H6V77H4ZM155 78L158 79V81H155L156 80ZM168 78H170V79H168ZM171 78H172V80H171ZM173 78H175V79L173 80ZM6 79H8V78H6ZM39 79H41V78H39ZM63 79H65V78H63ZM101 79H102V77H101ZM103 79H104V77H103ZM103 79L101 81H103ZM153 79H155V80H153ZM185 79H184V81H186ZM195 79H197V80H195ZM30 80H32V79H30ZM35 80H38V78ZM123 80H124V78H123ZM15 81H17V80H15ZM22 81L25 82V80H22ZM63 81H65V80H63ZM79 81H80L79 79H78V81L69 79V81L62 82V83L60 82V84H58V85H53L52 88L55 90V92L53 94H58V95L61 94L60 96H63L64 99H66V101L69 100L70 103L75 102L77 104L78 101H75V98L73 97V95H74L73 90L75 88L77 89V91L80 90V87H81V85H83V83L79 82ZM101 81H98V82L93 81L95 83H93V82L92 83L96 85L95 91L102 95L105 92L104 88L108 87L107 86L108 84L106 86H104L103 85L104 81L103 82H101ZM166 81H168L169 83ZM157 82L160 85L157 84ZM8 83L11 85H9ZM170 83H172V84H170ZM174 83H177V84H174ZM56 84H57V82H56ZM127 85H129V86H127ZM167 85L169 88L167 87ZM44 86H46V85H44ZM49 88H51V87H49ZM49 88H47V89H49ZM56 88L58 89V92H56L57 91ZM43 90L46 91V88H44ZM51 91H52V89H51ZM8 93L11 94V98L9 97L10 99L9 98L4 99L3 95H8ZM182 93H183V91H182ZM49 94H51V93H49ZM178 94H179V92H178ZM44 96H47V95H44ZM184 96H182V97H184ZM52 97H53V95H52ZM93 97H95V96H93ZM159 98H160V96H159ZM163 99H164V97H161L160 101H162ZM196 99L199 102L196 103ZM37 100H39V99H37ZM156 100H157V98H156ZM13 101H15L17 103H15ZM47 101H50V99L46 100V104L48 103ZM42 103H43V101H42ZM156 103H157V101H156ZM185 103H184V105H185ZM39 104H40V102H39ZM155 104H153V106H155ZM158 104L159 103H157V105ZM71 106H73V105H71ZM4 112L7 113L6 111H4ZM181 112H180V114H181ZM33 113H34V111H33ZM9 114H10V112H9ZM17 114L21 115V114H19V112H17ZM80 119H83V118L80 116ZM5 121H6V119H5ZM159 121H163V120H160V118H159L158 121L156 123H154L156 127H154V125H153L154 129L156 130L155 131L153 129L154 134H156L157 131L159 132L160 131L159 128L162 127V126H160V124H162V122H160V124L158 126L156 125L157 123H159ZM194 121H199V126H197V130L194 129L195 128L194 127L195 125L193 126ZM5 124L7 126L9 125L8 120H7V122H5ZM163 125H165V124H163ZM11 127L12 128H9V130L8 129L6 130V133L0 132L1 136H3L5 134L4 138L0 137V145H1L2 141H3L2 143H4V141L6 142V140H5L6 138H8V139L10 138L11 139L10 142H11V141H15L16 140L15 137L19 136V135L15 134L16 129H14L13 125ZM156 128H158L159 130H157ZM162 129H163V131H160L161 136H162V132H166L164 127H162L161 130ZM150 132H151V130H150ZM98 133L99 132H96L95 138L93 137L94 138L93 146L95 143H97L95 147H97V145H98L99 147H101V149L105 148V147H106V149H108V148L114 146L115 148L112 147V148H114V151H115L116 147H123V148L128 147L129 148V146H132L131 145V141H132L131 139H133L135 137V136L131 135L130 137H127L128 139H126V138L122 139L123 137L120 136L121 138L119 139V137H118L119 135H118V136H114V137H118L115 139V138L111 137L109 134L110 137H108V140L106 142H104V144H103L102 143L103 141L99 137ZM108 133H110V132H108ZM179 133H180V131H179ZM163 134L165 135V133H163ZM171 134L172 133H169V135H171ZM22 135H23V133H22ZM24 137H26V136H24ZM13 138L15 140H13ZM19 138H20V136H19ZM110 138H113V139L111 140ZM25 140H26V138H25ZM173 140H175V139H173ZM27 141H26V144H27ZM22 142H23V140H22ZM28 142H30V140ZM33 142H35V145H37L36 150L42 149L43 146L41 145V143L43 141L40 144H39V142L37 143V141H35V136H34V141H32L30 143H33ZM89 142H90V140H89ZM47 143L46 144H45V142L42 143L44 146L45 145L46 146H45V148L43 147V149H44L43 151L38 150L39 154L38 155L36 154L37 157L34 155L36 153L34 146H33L34 150H32V152H30V153L27 152L31 156V160L29 159L30 162H27V164H26V165L29 164L27 167L25 165L23 166L20 164L17 167H15L14 165L7 166L8 164H4L3 161L5 162V160L8 158L7 156L9 154V152L6 151L7 147L3 145L6 150H4V154H2L1 156L2 157L4 156L6 158H4V157L2 158L0 156V158H1V160H0V235L3 236L1 238L5 239L4 237H6V239H8L9 238L8 236H10V238H13V240L15 239L14 242H16V240H18L19 242L24 243L29 248H33V249L37 248V250L39 249V251L44 253V255H46L47 258L49 257L50 260L57 262L58 264L63 262V261H66L67 259L68 260L71 259V257H74V255H76L77 250L79 248H81L83 245H87V246L91 247L95 256L100 258V256L103 253V251H102L103 249L101 246L102 245L101 244V238H103L102 234L105 231V227L109 224H114V223L116 224V222H117L116 219H117L118 215H117V211H115L114 208H113L114 210H110L109 209L110 207H109L108 210L106 209L107 212L106 211L102 212L101 216L99 218H96L98 220L95 223V225L90 229H88V228L83 229L81 231L74 233L73 235L67 234L64 237H60V236L56 237L52 231L50 234L47 235L48 236L47 237L48 238L47 239V243H48L47 247L44 246V244L46 245V241H44V239L41 238L42 236H40L39 232L36 230L37 224L39 225V223H41L43 221V217H42L43 215H41L42 213L40 210V205H41L40 203L44 197H46V196L48 197V196L52 195L51 194L53 191L52 181H53V179H55V177H58L60 175V171H62L61 170L62 166L60 167V165H58V164H61L60 163L61 161L58 159V157L60 155L58 154L59 155L58 156L57 154H55V152L53 150L50 149L51 147L49 148V145L52 144L53 142L50 143L48 146H47ZM98 143H100L101 146ZM64 144H66V143H64ZM66 145H68V144H66ZM89 145H91V143ZM25 146L29 147V146H31V144L30 145L29 144L24 145V147ZM38 146H40V147H38ZM68 146H70V144ZM93 146H92V149H93ZM246 147L248 148V150H246L247 149ZM0 148H3L2 145L0 146ZM128 148H127V151H128ZM89 149L91 150L90 147H89ZM86 150H87V148H86ZM110 150L111 149L108 150L109 153H110ZM118 150L121 151L122 148H120ZM2 151H1V153H2ZM33 151H35V152L33 153ZM95 151H96V148L94 149V152ZM22 152L24 153V150H22ZM104 153H105V151H104ZM201 153H202V151H201ZM15 154H18V152ZM25 154H26V152L24 153V155ZM162 154H163V152H162ZM164 155H167V154L165 153ZM96 156L97 155H95V157ZM160 156H161V154H160ZM186 156H187V153H186ZM27 157H29V155ZM67 157L68 156H66V159H67ZM73 157L74 156H72V158ZM189 157H191L190 158L191 160H189L190 163L191 164L194 163L195 158L193 157L192 153ZM209 157H210V159H209ZM166 159H167V157H166ZM201 160H202V158H201ZM64 161H66V160H64ZM79 161H81V160H79ZM89 161H91V160H89ZM211 163L214 164V166H215L214 169H210ZM85 166L87 167L88 165L85 164ZM85 166H83V168ZM83 168H81V169H83ZM79 169H80V167H79ZM5 175H6V177H5ZM181 175H183V174H181ZM143 177H144V175H143ZM129 185L130 184H127L125 186V193L126 194L127 193L132 194L131 191L134 190V189H131V186H129ZM144 189H143V191H144ZM175 189H171V190L176 191ZM140 190H141V188H140ZM181 191L183 192V190H181ZM192 191H194V192L192 193ZM125 193H122V194H125ZM144 193H145V191H144ZM146 197L148 198V196H146ZM109 199L105 198V200H108V202H111L112 199L111 200H109ZM112 202H113V200H112ZM95 203H97L96 200H95ZM105 204H107V202ZM143 204H145V203L143 202L142 205ZM150 206H148V207H150ZM102 207H104V206H102ZM222 211H224L225 216L224 215L221 216ZM146 215H148V214H146ZM120 216H121V214H120ZM220 216H221V219H220ZM232 216H234V217H232ZM151 217H153V216H151ZM171 218H172V216H171ZM154 220H156V219H154ZM151 221H153V220H151ZM118 224L119 223H117V225ZM152 224H153V222H152ZM155 225H156V222H155ZM203 225L201 227L204 228ZM119 228H122V227L119 226ZM203 228H202L203 235L199 239L197 238L198 244H197V246H195L192 249V251H191L192 255L188 253V255H189L188 256L187 252L184 253L186 255L183 259L184 263L185 262H187V264H191L190 262H192L193 264H212L213 263V257L215 256V254L212 256V254L210 252L209 233H208V230H205V229L203 230ZM160 232H161V230H160ZM228 234H230V233H228ZM240 234H241V237H243V238L248 237L247 233H245V232L240 233ZM212 235H213V233H212ZM220 235H219V237H220V239H222L223 237L221 238L222 235L221 236ZM159 236H160V234H159ZM160 237H162V236H160ZM214 237H215V234H214ZM217 237H218V235H217ZM237 237H239V236H237ZM8 242H10V241H8ZM12 244H14V243H12ZM2 245H0V255L5 254V250L2 247ZM10 250H11V248H10ZM30 251L31 250H29V252ZM32 253H33V251H32ZM30 255H28V257L27 256L26 257L31 258L34 254L33 255L30 254ZM39 255L41 256L40 253H39Z\"/></svg>", "mask_w": 264, "mask_h": 264}]
</instances>
